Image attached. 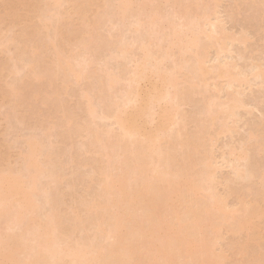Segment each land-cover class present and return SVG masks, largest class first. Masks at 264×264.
Here are the masks:
<instances>
[{
  "label": "bare ground",
  "instance_id": "obj_1",
  "mask_svg": "<svg viewBox=\"0 0 264 264\" xmlns=\"http://www.w3.org/2000/svg\"><path fill=\"white\" fill-rule=\"evenodd\" d=\"M45 1L44 3L46 4L43 5L42 9L40 7L42 4L38 5L39 0H16V3L12 4L8 0H0V9L3 8L5 14L4 23L9 21L10 26L13 27L14 25L12 24L16 19L25 20L23 24L27 29L30 25L27 24L26 17L28 18L30 12L34 11L38 21L37 24L32 21L35 25L31 26H37L38 28L33 29L40 34L39 27L47 19L45 15L47 12L41 15L42 12L50 6L49 3L56 5L63 0H49V3H47L48 0ZM161 1L117 0V12L120 17H123L121 18L122 20L125 19V15L134 6H138L136 8H139L138 10L142 17L146 16L147 19L145 20H148V25L152 26V32H148L149 37H145L146 41L140 46L141 55L138 59L130 60L128 58V55H130L129 51L131 52L129 44H123L122 42V44L118 45L116 54L118 59H116H120L122 62L129 60L127 63H133L134 65L131 64L132 67L128 68L127 66L125 70H122L123 65H125L123 64L122 69L120 68V75L108 73L105 80L109 89L114 90L116 82L125 78L123 81L125 82L126 80V87L120 90L122 91L120 92L122 93L120 95L121 98L117 94H113L114 98L116 95L119 98L112 100L113 97L110 94L112 101L108 99L107 104L110 103L106 104L107 106L105 105V110H103V106L106 101L105 103L102 102L101 112L103 111V113L98 115L97 113L100 111H96L97 109L93 106L91 98L86 96V107L84 108L87 110L86 114H89L87 115L88 117L96 119H94V124L98 126V119L101 121L108 120L112 124L114 123L113 125H117L120 130L118 132L119 135H115L116 133L112 128L110 130L99 128V130L95 131L92 129V134L89 136L95 138L93 139L94 142L96 140V143L100 144L101 147H105V151L112 144L115 147L118 145L120 149H117V151L119 150L120 154L118 156H121L122 159V169H116L118 172L116 170L114 172L112 170L107 171L106 167V170L105 168H103L104 170L100 169L102 170L101 173L99 172L100 176H102V183L99 184L102 187L101 198H99L100 196L92 199L90 197V200L86 198L85 201L87 200V202H84V207L82 206L83 203H80L82 207L78 206L77 203L79 202L75 203L77 207H72L68 211L70 213L67 214L72 216L70 219L73 220L70 222H74L72 223L73 226L71 223L70 225L74 228L68 226L69 222L66 223L67 225L64 223V218L62 219L60 216L61 209L58 207V210L60 209L59 212L55 210V207V211L52 212L50 210V214L44 215L45 218L42 219V215H39V211L42 208L39 209L36 198L38 197L37 194L40 196V193L45 192V187L47 189V185L41 187L42 185H38V182H41L42 179L40 177L46 175L45 172L48 170L45 168L47 165L43 164V160L40 159L42 142L36 138H31L27 142L28 150L24 156L26 166L24 170L26 169V173L22 172L24 170L14 171L13 169L0 171V264H223L226 256L223 252H216L215 244L222 238L224 229L234 235L240 236L242 233L247 232V234L255 236L254 233L256 232L254 231L258 230L255 223L262 215L263 204L257 200L250 201L244 197H239L238 203L233 209L228 207L227 200L228 196L232 194L231 191L225 194L218 191V185H221V183L216 179V173L219 169H222L220 168L221 165L217 164L213 155L211 156L205 150H202L205 153L197 152L199 154L198 160L194 158L196 155L190 152V146L193 144V138L191 137L193 136L190 137V135L183 133L185 125H188V123L185 122L184 118L187 117H185L186 114L181 112V109L186 99L185 96L189 93H185L187 90L186 85L188 87L192 81L185 78L181 72L182 69H185L184 67L187 63L183 64V61L181 64L179 62L181 59L183 60L186 54H191L190 57L192 59L190 58L191 60H189H193V62L190 63L193 64L195 68L194 74L199 75L202 85H207L210 75L214 74L215 78H227L229 81H227L228 86L238 84L239 88L236 89L240 90L242 88L240 85L243 86L246 83L247 79L245 77L246 75L249 76V74H246L245 77L240 75L242 71L244 73V70L239 72L238 64L229 63L231 61L218 62V65L212 61L215 66H208L209 57H211L209 54H211L210 50L216 49L217 55L223 57L225 53H229L230 46L238 42L236 40L238 37L241 40L239 44H241L246 43L248 35L244 37L246 34H242V38L235 35L234 38V34L230 36L227 33V35L223 30L225 34L219 35L220 23L218 25V16L213 13L212 7L206 6L208 4H205V6L200 5L201 8H206H203V10L198 8L196 4L197 10L200 9L198 10L199 12H205L206 10L207 13H210L208 17H206L207 14L204 15L202 13L203 17L200 15L198 19L194 15V10L188 7L189 5L187 7L179 5V0H163L172 5L173 11L171 15L176 18V22L174 19H169L172 16L166 15L169 22L166 19L168 24L166 25L165 23L167 22H165L166 27H162L164 25L162 21L166 17L163 16L164 13L160 14ZM86 3L89 5L88 8L74 4L75 6L71 7L70 12L78 14L79 17L84 15L89 22L88 14L93 11L95 2L94 0H85L82 5ZM21 9H24V13L20 11ZM74 10L76 12H73ZM106 14L108 15V13ZM106 14L104 8H98L93 18L98 21L100 18L104 19ZM107 17L110 18V16ZM199 20H203L202 26ZM138 21L140 22V20ZM138 24L140 25V23ZM142 25H140L141 27L139 26L141 30L145 23ZM55 30L57 32L55 36L61 37L58 28ZM23 34L27 40H30V38L28 39L30 32L24 31ZM38 34L34 35L39 37ZM202 35V38H207L206 41L208 40L207 46L205 44L202 46V43H200ZM12 40L13 38L6 39V43L8 44ZM91 40L92 37L89 41ZM53 41L52 45H54L55 52L52 67L57 71V74L64 75V77H66V74L68 76L71 74L76 80H79L85 67L75 66L73 64L75 59L73 56L65 58L63 54L65 51ZM44 42L46 41L44 40ZM85 42L87 45L89 44L87 41ZM93 42L91 41V44ZM164 43L167 45L163 46L165 45ZM27 44L24 49L26 51L30 49L33 57H35V54H38L36 52H39L46 43H43L42 47L40 43L30 47ZM34 47H36L35 53L32 52ZM85 49H88V47ZM178 57L179 60L177 59ZM226 58L227 56L225 60ZM190 63L187 65H190ZM166 65L170 67H166ZM28 67V70H34L33 64H28ZM233 69L238 71V74L232 73ZM55 70L54 72H56ZM254 70L255 75L253 76H257L258 80L264 81L262 65L261 68L260 65L255 66ZM245 73L247 72L245 71ZM61 75H58V77ZM192 77L196 79V76ZM190 86L193 87V85ZM190 86L188 87L189 89ZM9 89L15 95L20 92L19 89L14 87H9ZM62 89L67 90V87L64 85ZM237 92L235 91V95L234 93L228 94L225 92L228 94V96L224 94L226 96L225 102L217 106L218 108L212 110V112L215 113L219 110V113L225 116L227 114L225 111H230L228 112L231 114L230 116L233 114L235 116L237 111L244 108L242 103L244 98L240 92L239 97L241 96L242 98H239V93ZM212 102L213 100H211L210 104ZM85 110L83 109L84 112ZM212 112L210 114H214ZM182 114L185 116L183 117ZM227 115L229 117V114ZM215 116L216 114L212 115L213 121L218 118ZM92 120L90 122L93 123ZM67 124L70 126L71 120ZM66 126H64V129ZM108 144H111V146ZM113 146L111 148H115ZM242 147L238 150L234 148L235 150H231L232 152L228 154L232 157V161L229 162L232 164V169L234 166L235 171L239 169L235 164L242 163V161L247 162L248 159L251 160V147H245V145ZM177 151L180 153L177 154ZM105 156L108 160V164L105 165L108 166L112 155L106 152ZM199 160L201 163L198 162ZM51 166H54V163ZM199 166H201V169ZM20 167L23 169L22 166ZM252 172L254 173V171ZM47 173L49 175L50 172ZM52 176H45L46 184L49 183L47 178ZM59 176L53 177V181L50 180L52 181L50 183L59 184L58 181L61 179ZM239 177L241 178V175ZM251 177L252 175L250 174ZM260 178L262 181L264 180V172L261 173ZM48 186L56 187V185L51 184H48ZM40 187L42 188L41 192ZM227 187L229 186H226V189H229ZM51 190L48 191L50 192ZM101 190H99L100 194ZM46 199L44 200L48 202V198ZM50 202L52 201L50 200L49 204H51ZM88 222L90 223L89 227L94 232L93 237L83 238L81 235V238H79L76 230H85L88 227ZM90 228L89 232H91ZM15 229L20 232L17 233ZM262 233L261 237L264 235V229ZM84 234H87V230ZM259 239L258 241L260 242L264 241V238L263 240ZM258 241L254 242L258 243ZM258 248H261L259 244ZM262 254L263 251L260 250L247 264H264Z\"/></svg>",
  "mask_w": 264,
  "mask_h": 264
},
{
  "label": "rangeland",
  "instance_id": "obj_2",
  "mask_svg": "<svg viewBox=\"0 0 264 264\" xmlns=\"http://www.w3.org/2000/svg\"><path fill=\"white\" fill-rule=\"evenodd\" d=\"M84 1L85 0H63L59 4L54 5L49 3L48 0L47 3L50 4L48 7L49 10H47V8L42 12L41 8L43 9V5L46 4L44 2L46 1L41 0L40 2L39 0L38 5L40 6L42 4L40 6L41 15L47 12L45 13L47 18L45 23L41 26L38 25L40 26V34L33 29L38 28L37 26H31L34 24L32 21H34L35 24H37L38 21L34 11L30 12L28 18L26 17V22L30 25L26 29L23 24L25 20L16 19L12 24L14 25L13 27L10 26L9 21L4 23V9H0V171H7L8 169H13L14 171L24 170L26 167L24 156L28 150L27 142L31 138L40 140L43 145L40 159L43 160V164L45 163V165L48 166L45 168H47V172H50L49 175L52 176L54 174L51 178H47V182L49 181L48 184L56 185V187L46 184L45 176H49L47 172H45L46 175L41 176L42 178L40 177L42 180L38 182V185H42L41 187L47 185V189L45 187V190H43L48 193V195L42 192L40 196L37 194L38 197H35L39 209L42 208L41 211H39V215H42L41 217L44 219L49 212L57 211L58 208H60L61 211L59 209L58 212L60 211V216L62 219L64 218L63 221L65 224L69 222V227L71 226L70 221L73 219H70L72 216L67 214L70 213L68 211H70L72 207L76 206V202H79L77 203L79 207H84V202H87V200L85 201L86 198L89 199L91 197L90 199H92L93 197L98 198L99 196V198H101L102 187L99 184L102 183V176H100L102 170L100 169L106 167L107 171L112 170L114 172L116 169L120 170V168L122 169L123 167L121 156H118L120 154L118 152L119 150L117 151V149H120L118 145L115 147L112 144L115 148H111V144H108L111 147H109L110 149L107 148V151H105V147H101L100 144L96 143V140L94 142L93 139L95 138L89 136L92 134V129L95 131L99 130V128L102 130H110L112 128L116 133L115 135H117L120 130L117 125H113L114 123L112 124V122L108 120L101 121L98 119V121L100 120L99 122L97 121V123H99L98 126L94 124L96 119L94 117H88L87 115L89 114H86L87 110L84 108L86 107V96L91 98L93 106L97 109L96 111H100L97 113L98 115L103 113V111L101 112L103 106L102 102L105 103L106 101L103 106V110H105V107L110 103L107 104L108 99L111 100L112 97V100H117L119 97L121 98L120 95H122V93L120 92L122 91L120 90L126 87V80L125 82L123 81L125 78L116 82L117 84L114 85V90H111V88L109 89L108 85H106L107 81L105 80L107 78L106 74L108 73L120 75V68L123 64L125 65H123V69L121 68L122 70H125L127 66L128 68L132 67L131 64L133 63H127L129 60L124 62L120 59V61L117 60L116 54L118 45L122 44V42L123 44H129L131 52L129 51L130 55H128V58H130V60L138 59L141 55V51H139L140 46L146 41L145 37H149L148 34L152 32V26L150 24L148 25V20H145L147 19L146 16L142 17V14L138 10L139 8H136L138 6H134V8L125 15V19L122 20L121 18L123 17H120L117 12V0H94L93 11L88 14V19H90L88 22L84 15L79 17L78 14L76 15V13L70 12L74 4L88 8V3L82 5ZM8 2L12 4L16 3V0H8ZM196 4L200 9L204 8H201L200 5L205 6V4H208L206 5L208 7H212L211 10H214V12H212L218 16V25L220 23V27L218 26L219 35L222 36V34L229 33L230 36L234 34V38L235 35L236 37L240 36V38H242L244 34H246L244 37L248 35L246 43L239 44L241 40L239 37L236 39L238 42L230 46L229 53H225L227 56L226 60L225 54L221 57L217 55L216 49L210 50L211 54L209 55L211 57H209L208 66L214 67V63L218 65L221 62L231 61L229 63L233 64L232 62H234L238 64L239 72L244 70V73L242 71L240 75L245 77L246 74H249V76L246 75V83L243 84V86L240 85V87H244L243 89L240 88V90L236 89L239 88L238 84V86L235 84L234 86H228L227 78H215L214 74L210 75L207 85H202L199 80V75L194 74L195 68L193 64L190 63L193 62V60L190 61L192 59V57H190L191 54H186L187 56L185 55L186 57L184 56L183 60L181 59L179 62L182 64L184 61L183 64L190 63V65L185 64L186 66L184 65V68L186 70L182 69L181 72L185 78L191 79L192 82L190 81V85H193V87L189 85V89V86L187 87L186 85L187 90L185 93L189 92L190 95L189 93L186 94L185 97L187 100H184L182 104L183 107L181 105V112L186 114V116L182 115L183 117H187L184 119L185 122L188 123V125H185L183 133L190 135V137L193 136L191 137L193 138V144L190 146V152L196 155L194 158H197L199 155L198 153L205 150L209 152L211 156L213 155L217 164L221 165V167H219L222 169L217 171L216 179L219 180V183L222 185H218V191L224 194L228 191L232 193L228 196V207L233 209L238 203L239 197H244L246 200L250 201L257 200L264 206V180L262 181L260 178L261 173L264 172V81H260L261 79L258 80L259 78L257 76H253L255 75V66L260 65L261 68L262 65L264 69V0H179V5L183 7L189 5L188 7L192 8V10H194V15L198 19L202 13H204V15L207 14L206 17L210 15L206 10L205 12L200 11V14L198 11L200 9L197 10ZM98 8H104L105 14L108 13V15L106 14L104 19L100 18L96 21L93 16L98 11ZM160 8V14L164 13L163 16L165 17L166 15L172 16L171 18L169 17L170 20L176 19L171 15L173 11L171 4L162 0ZM160 8L158 7V9ZM208 10H210V8ZM20 11L24 13V9ZM73 12H76V10ZM107 16H110V18ZM167 17L163 19V24L167 22ZM138 20H140V22ZM202 21L203 20H199L201 26L203 25L201 24ZM168 22L165 24L167 25ZM137 23H140V25L143 24L144 26H142L144 28L142 27L141 30V26L139 24L137 25ZM165 24L160 25L166 27ZM45 25L46 27H44ZM56 28L60 31L61 37L55 36L57 33L55 30ZM33 30L34 34H38L39 37L33 34ZM24 31L30 32L28 35V39L30 38V40H27L26 36L23 34ZM91 37V41L93 42L94 40L92 44L91 41H89ZM202 37L203 35L200 37L201 45L204 46L205 44V46H207V38L205 39ZM8 38H13V42L11 41L7 44L6 39ZM44 40L46 42H44ZM52 41L54 43L56 42L55 44L65 51V53H63L65 58L70 56L75 58L73 61L75 66L85 67L84 71L81 72L79 80H76L71 74H69V76L66 74L65 76L67 78L64 77V75L57 74V71L52 67L55 52ZM85 41H89V44L87 45ZM39 43L41 47L43 43L46 44L39 52H36L38 54H35V57H33L30 49L29 51L24 49L26 44L30 47L31 45L35 46V44L37 45ZM164 44L163 46L167 45L166 43ZM84 47L90 49L88 50ZM35 50L36 47L32 49V52L35 53ZM177 59L179 60V57ZM212 61H214V63ZM28 64L34 65L33 71L28 70ZM166 67L170 66L166 65ZM240 68L242 69L240 70ZM252 69L253 71L251 72ZM54 70L56 72H54ZM19 71L20 73H18ZM238 71L233 69L232 73L238 74ZM245 71L247 73H245ZM58 75L61 76L58 77ZM24 76L26 77L24 78ZM192 76H196V79ZM64 85L67 87V90L64 89L65 91L62 89ZM9 87L19 89L20 92L16 95L12 94ZM231 87L235 90H232ZM241 90L243 91L241 92ZM235 91H238L237 93L240 92L241 96H243L244 99H242V103L244 105H242L244 108L246 107L247 110L241 108L240 111H237L235 116H233L234 114L230 116L231 114L228 113L230 111H225V113L227 112V114H229V117L227 114L224 116V114L219 113V110L215 113L212 112V110L218 108L217 106L225 102L226 96H228L229 93H234L235 95ZM110 94H112V97H110ZM113 94H117L119 97L116 95L117 98H114ZM224 94L226 96H224ZM209 99L213 100V105L212 103L210 104L211 100L209 101ZM210 112L216 114L218 117L215 121L212 120V115L214 114H210ZM91 119H93V123L90 122ZM70 120L71 124L69 125L71 127L67 124ZM64 126H66L65 129ZM222 126H224V128H222ZM252 133L253 137L251 138ZM112 142L114 143V141ZM244 145L245 147H251V151L249 149L251 152V160L248 159L247 162L242 161V163H239L240 165L234 163L235 166L239 167V169L235 171L234 166L233 169L231 168L232 164L229 161H232V157L228 154H230L232 152L231 150L234 148L238 150L243 148L242 146ZM205 151L203 152L205 153ZM106 152L112 155L108 166L105 165L108 164V160L105 156ZM178 153L180 152L177 151V154ZM198 159L199 158H197V160ZM198 162H200V160ZM49 163H51V165L54 163V166L49 165ZM225 165L226 167H224ZM20 166H22L23 169H21ZM199 167L201 169V166ZM25 170L22 172L26 173ZM50 170L52 171V175ZM246 170L249 172L248 175ZM252 171H254V173ZM116 172L118 171L116 170ZM234 173L236 174L234 175ZM250 174L252 175L251 178ZM239 175H241V178ZM58 176L61 178L60 181H58L59 184L50 183L53 181V177ZM226 186H229L227 187L229 189H226ZM41 187L40 192L42 190ZM48 190L51 191L49 192ZM99 190H101V194ZM45 196H47L48 202H46L47 199ZM50 200L52 201L50 202L51 204H49ZM80 203H83V205L81 206ZM262 210L263 212H261L262 215L260 219L255 223L259 231L253 230L256 232L254 233L255 236L247 234V232L239 236L234 235L226 229L223 230L222 238L215 244L216 252H223L226 256V260L223 264H247L253 256H256L260 252V250L263 251L262 256L264 257V241H258L259 238V240H263L264 238V235L261 237L263 234L262 230L264 229V208ZM64 215L69 217H65ZM89 224L88 222V229L84 227L86 228L85 230H76V233L78 232L79 234V236L77 235L79 238H81V235L83 238L93 237L94 232L89 227ZM66 225L65 227H67ZM89 228L91 232H89ZM86 230L87 234H84ZM16 232L19 233L20 231L16 230ZM79 232L83 233L81 234ZM256 240L258 243L254 242ZM249 241H251V243H249ZM258 244L261 248H258Z\"/></svg>",
  "mask_w": 264,
  "mask_h": 264
}]
</instances>
